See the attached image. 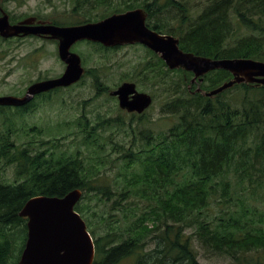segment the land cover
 <instances>
[{
	"label": "trees",
	"instance_id": "obj_1",
	"mask_svg": "<svg viewBox=\"0 0 264 264\" xmlns=\"http://www.w3.org/2000/svg\"><path fill=\"white\" fill-rule=\"evenodd\" d=\"M137 8L147 12L151 28L179 37L185 52L264 61V0H73V13L84 18L78 25ZM244 31L249 33L240 37ZM148 52L154 60L138 76L169 93L162 117L174 122L167 130L152 131L143 117H137L144 126L138 131L133 118L128 125L122 118L91 123L83 113L76 136L83 137L85 150L70 151L63 148L70 134L46 140L41 128L4 120L0 264H19L28 232L27 219L19 213L30 199L63 197L76 189L83 191L76 211L94 239V264L128 259L134 264H207L200 262L196 244L236 264H264V211L257 207L264 202V87L236 85L214 98L193 94L198 86L211 91L232 75L216 70L203 83L191 84L192 73L171 71ZM170 73L176 76L168 83ZM95 82L98 96L109 92ZM35 109V101L0 107V118L13 111L23 120ZM126 126L129 141L107 152L102 131ZM217 207L220 216L207 219L205 212ZM190 228L194 236L187 234ZM150 245L155 247L146 251Z\"/></svg>",
	"mask_w": 264,
	"mask_h": 264
},
{
	"label": "water",
	"instance_id": "obj_2",
	"mask_svg": "<svg viewBox=\"0 0 264 264\" xmlns=\"http://www.w3.org/2000/svg\"><path fill=\"white\" fill-rule=\"evenodd\" d=\"M3 0H0L2 2ZM147 12L137 8L113 14L98 22L59 27L29 17L12 25L10 16H0V37L37 36L59 42L58 55L66 64L64 73L53 79L36 82L23 97L0 96V107H24L38 95L78 84L86 74L80 55L71 51L78 42L89 41L106 48L142 44L156 53L167 68L193 74L191 84L203 83L204 77L216 70H225L232 78L219 87L205 91L200 86L192 91L214 98L236 85L264 87V61L249 58L213 59L185 52L180 38L158 33L147 26ZM191 89V86H189ZM118 98L120 109L143 114L153 104L151 95L140 92L133 82H124L110 92ZM83 191L73 190L63 197L38 196L30 199L19 216L27 219V241L19 264H94L96 248L82 216L76 211Z\"/></svg>",
	"mask_w": 264,
	"mask_h": 264
},
{
	"label": "rangeland",
	"instance_id": "obj_3",
	"mask_svg": "<svg viewBox=\"0 0 264 264\" xmlns=\"http://www.w3.org/2000/svg\"><path fill=\"white\" fill-rule=\"evenodd\" d=\"M2 5L12 20L36 15L42 20L58 22L62 26L78 25V22L84 21V18L73 13V0H26L22 4L4 0ZM147 24H152L149 19ZM246 33L249 32H242L240 37ZM73 51L80 55L86 69L83 79L74 86L62 89L57 93H51L49 97L38 96L34 100L36 109L33 113L25 116L23 120L13 116V111L7 112L6 116L0 118V130L6 128L4 120L7 118L14 120L19 127L24 125L25 128L43 129L42 138L46 140L70 134V138L64 142L63 146L64 149L70 151L75 150L78 146L85 150L83 137L76 136L80 130L76 121L83 113H86L91 123L122 118L128 125L133 118L137 131L141 130L144 126L140 125L139 121L137 123L139 119L121 111L117 99L109 95L123 82L135 83L140 92L148 93L154 98L153 106L142 118V122L146 124L147 128L154 132L164 131L174 122L173 118L162 117V106L169 97V93L162 87L152 85L150 79L139 78L143 74L142 68L150 59L154 60L153 55L145 47L140 45L121 46L105 51L90 43H80L74 47ZM65 68L66 64L60 60L54 41L36 38L4 40L0 37V96L23 97L30 85L37 81L60 77ZM87 71H91L92 74H87ZM94 74L98 76L97 80ZM174 76L176 75L173 73L167 75L168 83H171ZM95 81L102 83L105 89H109V92H102L98 96ZM168 87L169 85H167ZM149 122H153V124H149ZM59 125L62 126L60 131L57 130ZM129 128L128 126L123 128L108 127L102 131L103 140L101 142L106 145L107 152L112 151L115 143L124 144L129 141L130 137L127 135ZM32 135L30 133L29 136L22 137V141L29 140ZM112 157L115 158L113 155ZM7 174L9 178H13L12 170H9ZM257 207L259 213L264 211V202L258 203ZM205 214L207 219H215L220 216V211L217 207ZM194 233L195 228H190L187 231L188 235ZM154 247V245H150L146 251L152 250ZM196 248L202 263L236 264L230 258L216 255L198 244H196ZM121 264H134V259L125 260Z\"/></svg>",
	"mask_w": 264,
	"mask_h": 264
},
{
	"label": "flooded vegetation",
	"instance_id": "obj_4",
	"mask_svg": "<svg viewBox=\"0 0 264 264\" xmlns=\"http://www.w3.org/2000/svg\"><path fill=\"white\" fill-rule=\"evenodd\" d=\"M4 3V0L2 1V2H0V16H2V14H3V11H5V9H4V7H3V4ZM128 11H130V10H128ZM6 12V11H5ZM125 12H127V11H125ZM124 13V12H123ZM10 16V15H9ZM29 17H36L37 18V20H36V22H38V21H42V22H49V23H51V24H53V25H56V26H59V27H69V26H76V25H67V26H62V25H57V24H54L53 23V21H46V20H42L40 17H38V16H36V15H31V16H26V17H22V18H20V19H17V20H12L11 19V17H10V22H11V24L12 25H14V24H17V23H19V22H21V21H23V20H25V19H27V18H29ZM149 18L147 17V20H148ZM98 22V21H97ZM79 25H83V24H79ZM147 26L150 28V29H153V28H151L148 24H147ZM153 30H155V29H153ZM158 32V31H157ZM159 33V32H158ZM29 39V38H36V39H42V40H50V39H47V38H44V37H37V36H28V37H24V38H22V37H16V38H10V39H5V40H18V39ZM3 39V38H2ZM51 41H54L55 42V44H56V46H57V50H58V46H59V42L58 41H55V40H51ZM80 43H92V42H89V41H81V42H78V43H76L72 48H71V51L72 52H74L73 50H74V47L76 46V45H78V44H80ZM93 44H97V45H101V44H98V43H93ZM135 45H140V46H143V47H145L147 50H149L146 46H144V45H142V44H135ZM102 46V45H101ZM126 46H133V45H126ZM126 46H122V47H126ZM104 47V46H103ZM106 48V47H105ZM118 48V47H117ZM149 51H151V50H149ZM75 53V52H74ZM154 53V52H153ZM154 54H156V53H154ZM157 55V54H156ZM59 56V55H58ZM158 56V55H157ZM159 57V56H158ZM66 69V68H65ZM58 78V77H57ZM46 80H48V79H46ZM42 81H44V80H42ZM37 82H40V81H37ZM36 83V82H35ZM124 83V82H123ZM34 84V83H33ZM31 86V85H30ZM52 93H54V92H52ZM47 94H51V93H47ZM148 94V93H147ZM41 95H43V94H41ZM41 95H38V96H41ZM109 95H110V93H109ZM38 96H36L35 98H34V100L38 97ZM112 97V96H111ZM114 99H117V101H118V98L117 97H113ZM153 98V97H152ZM153 103H154V98H153ZM119 105V104H118ZM152 106H153V104H152ZM151 106V107H152ZM120 108V107H119ZM121 111H123L124 113H126L127 115H131V116H133V117H145V113L147 112V110L143 113V114H138V113H129L128 111H126V110H122L121 109Z\"/></svg>",
	"mask_w": 264,
	"mask_h": 264
},
{
	"label": "bare ground",
	"instance_id": "obj_5",
	"mask_svg": "<svg viewBox=\"0 0 264 264\" xmlns=\"http://www.w3.org/2000/svg\"><path fill=\"white\" fill-rule=\"evenodd\" d=\"M49 23V22H48Z\"/></svg>",
	"mask_w": 264,
	"mask_h": 264
}]
</instances>
